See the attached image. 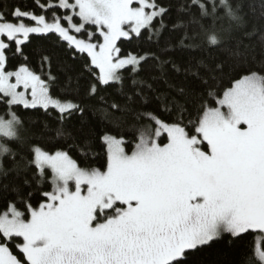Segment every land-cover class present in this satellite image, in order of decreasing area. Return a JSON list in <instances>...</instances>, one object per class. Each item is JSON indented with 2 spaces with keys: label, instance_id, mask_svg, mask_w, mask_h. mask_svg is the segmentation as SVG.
<instances>
[{
  "label": "rangeland",
  "instance_id": "1",
  "mask_svg": "<svg viewBox=\"0 0 264 264\" xmlns=\"http://www.w3.org/2000/svg\"><path fill=\"white\" fill-rule=\"evenodd\" d=\"M69 10L68 26H54L19 13L36 24L25 27L3 23L0 17V94L11 105L55 109L61 113L75 108L51 98L45 84L26 68L7 71L8 40L19 45L31 34L57 33L77 51L85 53L99 70L102 84L117 81L118 72L137 67L135 56L120 58L117 43L137 36L162 11L149 0H60ZM81 19L74 22L73 16ZM94 25L99 43L78 35ZM217 108L203 117L197 134L188 135L179 126L157 123L143 137L133 155L123 141L105 138L109 167L105 172L80 169L65 153L47 154L35 149V164L53 175L48 200L24 221L14 209L0 219V231L9 240L22 238V253L28 264H52L74 255L83 264H107L127 255L145 253L136 240L149 225L176 226L197 204L215 210L182 248L154 264H171L186 251L209 244L225 234L258 233V257L264 241V86L261 77L250 76L229 90ZM18 119L0 117V153L7 149L3 138H15ZM164 140V141H162ZM206 146V147H204ZM236 214L239 216L237 217ZM234 215V216H233ZM71 256V257H72ZM0 264H24L0 244Z\"/></svg>",
  "mask_w": 264,
  "mask_h": 264
},
{
  "label": "trees",
  "instance_id": "2",
  "mask_svg": "<svg viewBox=\"0 0 264 264\" xmlns=\"http://www.w3.org/2000/svg\"><path fill=\"white\" fill-rule=\"evenodd\" d=\"M60 0H0L3 23L33 26L18 15L68 26L69 10ZM160 16L137 36L117 43L118 56H135L137 67L128 66L117 81L102 84L99 70L87 54L77 51L57 33L31 34L20 45L5 38L7 71L26 68L45 84L51 98L72 103L61 113L55 109L11 105L0 94V117L18 119L15 138H3L7 153H0V219L11 208L29 221L53 191V175L35 164V149L47 154L65 153L82 170L105 172L109 154L105 138L123 141L133 155L143 137L156 124L182 127L188 135L197 129L210 109L236 83L259 76L264 86V0H149ZM76 24L81 19L73 16ZM78 35L99 43L97 27L86 25ZM164 141V140H162ZM206 147V146H204ZM258 233L225 234L209 244L185 252L171 264H263L257 254ZM0 244L19 262L24 241ZM260 248L264 253V241Z\"/></svg>",
  "mask_w": 264,
  "mask_h": 264
},
{
  "label": "flooded vegetation",
  "instance_id": "3",
  "mask_svg": "<svg viewBox=\"0 0 264 264\" xmlns=\"http://www.w3.org/2000/svg\"><path fill=\"white\" fill-rule=\"evenodd\" d=\"M198 198L192 201L195 206H190L191 214L186 218H181V221L172 227L149 225L147 233L143 234L136 241L145 245L147 250L145 253L134 252L123 259H117L107 264H154L161 258L168 257L178 249L182 248L189 237L195 232H198L200 226H204L205 220L215 218L216 214L213 208L201 206L197 204ZM234 216V215H233ZM237 217H239L236 214ZM66 256L62 260L55 261L52 264H83V261L78 258ZM90 264V263H85Z\"/></svg>",
  "mask_w": 264,
  "mask_h": 264
},
{
  "label": "bare ground",
  "instance_id": "4",
  "mask_svg": "<svg viewBox=\"0 0 264 264\" xmlns=\"http://www.w3.org/2000/svg\"><path fill=\"white\" fill-rule=\"evenodd\" d=\"M12 209V208H11Z\"/></svg>",
  "mask_w": 264,
  "mask_h": 264
}]
</instances>
